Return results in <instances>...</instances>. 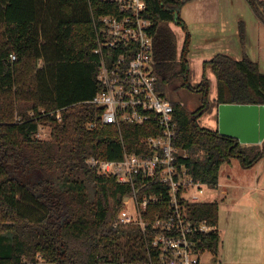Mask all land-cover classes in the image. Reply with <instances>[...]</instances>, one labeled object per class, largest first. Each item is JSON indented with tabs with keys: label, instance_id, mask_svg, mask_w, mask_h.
<instances>
[{
	"label": "trees",
	"instance_id": "trees-1",
	"mask_svg": "<svg viewBox=\"0 0 264 264\" xmlns=\"http://www.w3.org/2000/svg\"><path fill=\"white\" fill-rule=\"evenodd\" d=\"M245 1L264 24V0ZM145 2L156 90L172 104L174 144L186 152L193 177L214 189L220 167L231 159L247 169L264 158V140L240 144L198 124L208 107L209 86L204 77L189 83V34L180 18L185 0ZM103 6L97 0H0V264L146 261L149 236L137 226L115 224L131 186L84 163L89 156L119 159L123 149L149 153L142 142L147 126L85 127L97 112L89 100L101 89L92 15L111 12ZM171 22L185 31L181 56ZM238 33L241 59L217 53L204 63L215 76V101L264 104V73L244 51L242 22ZM186 93L198 96L193 110L183 105ZM40 126L48 128L47 138L38 136ZM191 210L194 219L217 226V202L194 204ZM202 238L217 253L219 232Z\"/></svg>",
	"mask_w": 264,
	"mask_h": 264
},
{
	"label": "built area",
	"instance_id": "built-area-1",
	"mask_svg": "<svg viewBox=\"0 0 264 264\" xmlns=\"http://www.w3.org/2000/svg\"><path fill=\"white\" fill-rule=\"evenodd\" d=\"M97 1L103 8L112 9L92 15L93 53L99 60L96 79L101 89L89 100L97 112L85 127L147 126L149 134L142 137V142L149 153L123 149L119 159L89 156L84 163L101 175H112L119 183L131 186L115 224L137 226L149 236L144 264H218L205 259L212 251L202 238L216 232L217 226L190 214L191 206L205 202V193L211 188L193 177L185 162L186 152L174 144L173 107L157 92L152 70L151 21L144 16L146 2ZM10 58L15 57L11 54ZM141 192L144 194L140 197ZM148 206L156 208L149 211ZM38 264L47 263L39 260Z\"/></svg>",
	"mask_w": 264,
	"mask_h": 264
},
{
	"label": "rangeland",
	"instance_id": "rangeland-1",
	"mask_svg": "<svg viewBox=\"0 0 264 264\" xmlns=\"http://www.w3.org/2000/svg\"><path fill=\"white\" fill-rule=\"evenodd\" d=\"M207 4L211 6L209 5L210 3ZM183 6L180 9V18L184 22L189 34L186 54L189 68V83L196 85L204 77L209 86L208 107L199 117L198 124L201 127L215 130L217 125L214 105L216 80L210 68L205 66L204 63L217 53L214 52V49L219 47L218 41H221V45L225 44L230 51H233V49H238L239 51L238 43L240 38L237 33L236 42L234 43L231 40L232 36L229 34H226L224 38H218L219 36H217L218 40L215 38L213 41H210L209 51L203 49L200 38L201 33L199 32V37L195 35L189 23L185 21V11H188V5L184 8ZM205 6L207 7V5ZM169 25L176 37L177 55L181 56L185 41V31L176 23L171 22ZM192 27L199 28L193 24ZM250 30V38L254 46L249 45L247 42L245 48L250 49L253 47L252 50H257V31L254 28ZM204 34L215 36L213 29L204 31ZM259 47L262 46L259 45ZM238 51L234 52L236 54L232 52L231 55L241 59L242 54L241 52L238 54ZM181 98L183 99V105L188 110H193L199 104L198 96L194 93L182 94ZM39 130L38 136L43 138L48 137V128L40 126ZM235 178L241 179L242 187L239 189H235L232 186V181ZM252 183H255L253 171L240 167L236 159H231L229 163H225L220 167L218 187L207 191L203 198L204 201L210 200L218 203L217 229L219 231L220 244L217 253L209 254L205 259L214 260L221 264H262L261 261L264 260V188L260 186L255 187V189L251 188L252 186L250 185ZM224 190L226 194L222 195L220 192Z\"/></svg>",
	"mask_w": 264,
	"mask_h": 264
},
{
	"label": "crops",
	"instance_id": "crops-1",
	"mask_svg": "<svg viewBox=\"0 0 264 264\" xmlns=\"http://www.w3.org/2000/svg\"><path fill=\"white\" fill-rule=\"evenodd\" d=\"M207 3H210L209 5L211 6H208ZM187 5H188L187 10L189 12L185 11L186 13L185 21L189 23L195 35H198L199 37L201 33L200 38H201L202 48L207 49L208 51L210 49L209 48L210 41H213L215 38H217V36H219L218 38H224L226 34H229L230 36H232L231 40H233L235 43L236 35L238 33L237 32L238 26L239 23L242 22L245 27L244 51L252 61L257 63L260 72L264 73V24H262L254 15L252 10L249 9L250 7L248 6L245 0H185L183 8L187 7ZM205 5H207V7ZM192 24L195 27L198 26L199 28L192 27ZM251 28H254V30L256 29L257 31L256 32L257 50H252L253 47H251L250 49L245 48L247 42L249 45L254 46V43L250 38ZM209 29H213L215 33L214 37L205 35L207 33L204 34V31L206 32ZM217 43L219 47L214 49V52L225 53L230 55L234 59H240V58H235L233 55H231L232 52L233 54H236L234 52H237L238 49H233V51H230L229 49H227L228 47L225 44L221 45V41L220 42L218 41ZM238 44H239L238 54L240 52L241 54H243L240 39ZM259 45L262 47H259ZM240 47H241V51H240ZM214 105H215V113L217 116L218 103H216L215 98H214ZM216 130H217V125H216ZM263 168H264V158L259 160L252 167L247 168V170H252L255 176V183H252L250 185L252 186L251 188L255 189V187L258 186L264 188ZM218 185H219V178H218ZM218 185L215 188H217ZM232 186L235 189L241 188L242 187L241 179L235 178L234 181H232ZM220 193L222 195L226 194L225 190L221 191ZM217 228H218V224H217ZM261 262L262 264H264V260Z\"/></svg>",
	"mask_w": 264,
	"mask_h": 264
},
{
	"label": "water",
	"instance_id": "water-1",
	"mask_svg": "<svg viewBox=\"0 0 264 264\" xmlns=\"http://www.w3.org/2000/svg\"><path fill=\"white\" fill-rule=\"evenodd\" d=\"M217 131L240 144H260L264 140V104L219 103Z\"/></svg>",
	"mask_w": 264,
	"mask_h": 264
}]
</instances>
